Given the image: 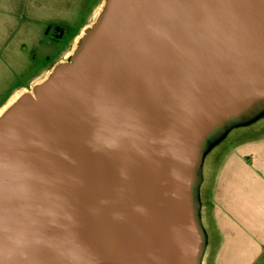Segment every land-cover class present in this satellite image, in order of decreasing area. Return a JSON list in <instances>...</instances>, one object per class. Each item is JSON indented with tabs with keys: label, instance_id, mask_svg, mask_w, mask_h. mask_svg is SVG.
I'll return each instance as SVG.
<instances>
[{
	"label": "water",
	"instance_id": "water-1",
	"mask_svg": "<svg viewBox=\"0 0 264 264\" xmlns=\"http://www.w3.org/2000/svg\"><path fill=\"white\" fill-rule=\"evenodd\" d=\"M0 120V264H199L195 184L264 102V0H107Z\"/></svg>",
	"mask_w": 264,
	"mask_h": 264
},
{
	"label": "crops",
	"instance_id": "crops-1",
	"mask_svg": "<svg viewBox=\"0 0 264 264\" xmlns=\"http://www.w3.org/2000/svg\"><path fill=\"white\" fill-rule=\"evenodd\" d=\"M247 125L230 124L214 135L197 171L201 264H264V126Z\"/></svg>",
	"mask_w": 264,
	"mask_h": 264
},
{
	"label": "rangeland",
	"instance_id": "rangeland-1",
	"mask_svg": "<svg viewBox=\"0 0 264 264\" xmlns=\"http://www.w3.org/2000/svg\"><path fill=\"white\" fill-rule=\"evenodd\" d=\"M102 5L103 16L98 21ZM106 10V0H0V120L26 92L30 94L33 87L47 81L54 64L71 63L63 56L80 30L90 25L86 29L93 31ZM249 111L233 124H248L247 129L264 126V102H256ZM204 151L206 146L202 156Z\"/></svg>",
	"mask_w": 264,
	"mask_h": 264
},
{
	"label": "bare ground",
	"instance_id": "bare-ground-1",
	"mask_svg": "<svg viewBox=\"0 0 264 264\" xmlns=\"http://www.w3.org/2000/svg\"><path fill=\"white\" fill-rule=\"evenodd\" d=\"M106 1H107V0H106ZM102 7H103V5L100 6V9H99V12H98V15H99L100 17H98V15H97V19H98V21L102 18L101 15L103 16V14H102V13H103V12H102ZM91 27H92V26H91ZM91 32H92V29H85V30L82 32V34L76 39L75 44H74V48H73V49L71 50V52H69L68 55H67V59L71 62L70 65L72 64V60H73V58L75 57L76 53H78V52L82 49V47L85 45L86 41L88 40V38H89L90 35H91ZM53 74H54V72L51 73V76H49V78L47 79V81L53 77ZM37 87H38V86H37ZM37 87H36V88H37ZM36 88L33 87V88L31 89V93L29 94V93L26 92V94L23 95V97L28 96V97H31V98L35 99V97H36ZM19 101H20V100H19ZM19 101H18V103H19ZM18 103H17V104H18ZM2 118H3V117H2ZM196 225H197V228L200 230V222H199V220L197 219V217H196ZM202 255H203V250H201L200 255H199V264H201V261H202Z\"/></svg>",
	"mask_w": 264,
	"mask_h": 264
}]
</instances>
